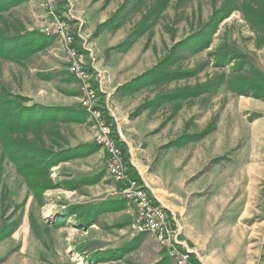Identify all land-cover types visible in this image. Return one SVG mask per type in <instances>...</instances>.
Returning <instances> with one entry per match:
<instances>
[{
    "label": "rangeland",
    "instance_id": "obj_1",
    "mask_svg": "<svg viewBox=\"0 0 264 264\" xmlns=\"http://www.w3.org/2000/svg\"><path fill=\"white\" fill-rule=\"evenodd\" d=\"M138 5L140 26H148L139 58L146 70L121 108L139 125L147 153L134 154V168L193 226L206 244L201 260L256 264L264 234V0ZM50 20L42 0H0V264H150L156 241L130 229L134 207L104 168L80 107V80L76 91L58 42L43 35Z\"/></svg>",
    "mask_w": 264,
    "mask_h": 264
},
{
    "label": "crops",
    "instance_id": "obj_2",
    "mask_svg": "<svg viewBox=\"0 0 264 264\" xmlns=\"http://www.w3.org/2000/svg\"><path fill=\"white\" fill-rule=\"evenodd\" d=\"M62 1L63 5L61 6V10L63 16L68 18L70 22L76 26L81 47L92 57L95 71L101 79V100L108 105L113 123L123 136L124 140H122V146L125 143L127 145L125 146L126 158H129L133 162L134 154L139 156L141 152H143V156L146 157L145 154L147 153L145 147L139 148L142 145V139L141 136H139V125L135 124V122L128 123L130 120L124 118V112L121 111L124 99H127L126 93H129L126 91L134 90L132 93L138 91V86H134V89H132V85L141 81V76L146 70V66L142 67V70L139 66L140 53L147 41L145 32L148 28V26L145 25L143 27L140 26L141 24L139 21L141 17L138 12V3L140 0ZM155 26L156 24L154 22L150 25V28L152 29ZM156 41L152 40L151 45ZM57 49L62 51L59 46ZM64 67L66 72L75 79L74 87L77 91L79 87L77 78L67 71V65H64ZM129 95L130 94H128V96ZM129 99H131V97H129L128 100ZM128 132L130 134H128ZM133 135L137 137L131 138ZM132 140L138 141L137 149L132 147ZM132 149H134L135 152L132 151ZM100 152L103 156L104 151L102 148H100ZM139 173L147 183L148 179L146 180L144 178L142 171L139 170ZM147 185L152 189L153 195L158 201L162 203L169 213L174 214L178 223L182 226V239H184L197 254L200 247L204 250L206 244L200 245V236L192 230L193 226L188 224L186 217L183 221L179 219L180 214L178 215L176 210L165 205L155 193L154 189L148 183ZM153 247L156 253L150 264H174L171 260L166 258L164 252L159 249L155 242L153 243ZM212 252L211 250L208 256L211 257ZM230 253V248H226V252L223 254L227 255ZM202 260L204 264H207L203 258ZM210 262H213V260H209V264H211Z\"/></svg>",
    "mask_w": 264,
    "mask_h": 264
},
{
    "label": "built area",
    "instance_id": "obj_3",
    "mask_svg": "<svg viewBox=\"0 0 264 264\" xmlns=\"http://www.w3.org/2000/svg\"><path fill=\"white\" fill-rule=\"evenodd\" d=\"M42 4L51 16L43 32L55 37L64 53L67 71L80 80V107L93 121V141L104 151V168L120 185L119 197L134 207L130 229L151 235L166 258L174 264H204L182 239L183 229L174 214L158 201L133 162L126 158L121 145L123 136L104 115V106L100 102L101 79L95 71L92 57L81 47L76 26L63 16L59 0H42ZM259 245L261 253L256 264H264V234Z\"/></svg>",
    "mask_w": 264,
    "mask_h": 264
},
{
    "label": "trees",
    "instance_id": "obj_4",
    "mask_svg": "<svg viewBox=\"0 0 264 264\" xmlns=\"http://www.w3.org/2000/svg\"><path fill=\"white\" fill-rule=\"evenodd\" d=\"M43 35H44L45 37L48 36V34H46V33H44ZM2 40H3V41H6V40H7V41H11L12 38H11L10 36H9V37H6V36H5V37L2 38ZM7 41H6V42H7ZM0 48H1V46H0ZM81 109H82V108H81ZM83 111H84V110H83ZM93 142H94V141H93ZM121 145H122V144H121ZM50 154H52V153H50ZM126 156H127V155H126ZM59 160H60V159H59ZM59 160L52 161V162H50L49 164L47 163V164H48L47 166L54 165V164H56L57 162H59ZM122 199H123V198H122ZM123 200H125V199H123ZM125 201H126V200H125Z\"/></svg>",
    "mask_w": 264,
    "mask_h": 264
}]
</instances>
